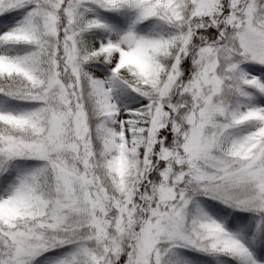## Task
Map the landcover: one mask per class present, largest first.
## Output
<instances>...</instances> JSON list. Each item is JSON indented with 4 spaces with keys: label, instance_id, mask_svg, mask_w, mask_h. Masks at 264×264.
Wrapping results in <instances>:
<instances>
[{
    "label": "snow or ice",
    "instance_id": "snow-or-ice-1",
    "mask_svg": "<svg viewBox=\"0 0 264 264\" xmlns=\"http://www.w3.org/2000/svg\"><path fill=\"white\" fill-rule=\"evenodd\" d=\"M0 264H264V0H0Z\"/></svg>",
    "mask_w": 264,
    "mask_h": 264
}]
</instances>
